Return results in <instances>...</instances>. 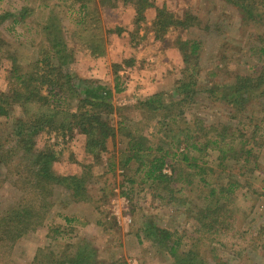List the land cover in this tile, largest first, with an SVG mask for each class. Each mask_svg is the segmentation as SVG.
<instances>
[{"label":"trees","instance_id":"16d2710c","mask_svg":"<svg viewBox=\"0 0 264 264\" xmlns=\"http://www.w3.org/2000/svg\"><path fill=\"white\" fill-rule=\"evenodd\" d=\"M220 1L224 8L234 9L231 14L223 13L231 23L225 24L220 15L215 18L211 12V17H200L190 10L176 15L166 8H156L149 30L161 40L169 31L176 34L172 43L182 53L184 66L169 98H162L165 93H155L138 99V120L121 114L113 122V94L124 90L120 76L123 62L113 64V92L98 82L79 80L70 68L76 51L69 47L59 19L47 18L37 28L39 40L34 42L35 50L25 65L0 31V65L4 59L11 63L6 70L7 88L0 91V118L6 120L0 123V188L8 183L24 193L13 205L0 210V264L12 262L10 256L19 239L43 227L56 188L65 187L75 202H93L88 190L90 173L83 169L79 174L57 175L53 171L52 164L63 153L51 140L64 139L75 131L85 136V151L99 165L104 163L107 140L124 138L120 167L128 188L144 186V190L158 193L152 195L159 199L169 194L168 204L184 207L189 232L160 228L143 214L138 237L144 232L153 248L168 252L172 264H229L216 255L219 239L234 226L238 193L247 187L257 194L252 177L262 169L264 159L260 150L264 149V0ZM90 2L69 0L67 13L78 14L76 33L86 56L99 57L105 53L102 22ZM132 4L136 29L131 35L136 38L145 10L154 5L152 0ZM29 10H5L0 13V26L9 19L13 25L22 23ZM252 23L258 25L257 31H249ZM195 28L211 39L209 43H220L219 52L214 53L219 56L218 64L205 75L200 52L207 40L197 35L181 37L182 32ZM116 31L121 29L117 27ZM134 61L124 60L127 66H133ZM200 97L211 100L218 115L226 113L236 123H224L218 117L207 123L199 117L188 120L186 109ZM152 120L164 130L156 142L148 133ZM40 136H45V143L38 147ZM107 163L112 170L115 158H107ZM166 166L171 167L170 175L163 172ZM193 178L201 184L195 199L178 197L183 189L177 185L193 187ZM263 234L261 229L250 237L246 246L237 250L236 259L257 264L264 252V243L259 245ZM94 250L89 241L72 242L57 252L39 248L28 264H101Z\"/></svg>","mask_w":264,"mask_h":264},{"label":"rangeland","instance_id":"374dc122","mask_svg":"<svg viewBox=\"0 0 264 264\" xmlns=\"http://www.w3.org/2000/svg\"><path fill=\"white\" fill-rule=\"evenodd\" d=\"M135 1L91 0L90 7L98 13L102 22L105 53L99 57L89 54L86 56L81 49V42L76 33L78 14L67 13L69 0H0V13L5 10L19 13L23 7L31 9L22 23L13 25L9 19L0 26V31L11 43L10 50L19 52L22 64L25 65L30 61L35 50L34 42L39 40L37 28L39 29L47 18H52V21L54 18L59 19L65 29L63 33L69 47L76 51V60L71 63L70 68L79 80L98 82L112 89L113 92L115 87L113 64L123 62L120 76L121 88L124 90L113 94L112 102L115 107L113 122L116 123L122 117L121 114L138 120L139 112L135 109L138 99L155 93H165L162 98L167 96L169 98L172 86L181 76L184 66L182 53L172 43L176 34L170 35L169 31L164 40H161L156 39L155 33L149 30L156 17V8H166L176 15H182L190 10L200 17H211L209 16L211 12L215 18L220 15L221 21H225V24L231 23V18L223 13L231 14L234 9L231 6L224 8L220 0H152L154 6L145 10V20L139 25L138 36L132 38L131 34L136 29L134 25L136 9L132 4ZM249 26L251 32L258 30L256 23ZM117 27L121 31L114 32ZM193 35L207 40V46L205 45L206 47L200 52V62L204 71L202 75H205L218 64L219 56L214 53L216 50L219 52L220 43L218 46L213 41L209 43L211 39L196 28L182 32L181 37L190 39ZM227 54L231 57L230 51H227ZM129 59L135 60L133 66H127L124 62ZM10 65L8 59H4L3 64L0 65V91H5L7 88L6 70ZM221 75L224 77L223 73ZM218 77L222 79L221 76ZM213 80L218 81L217 78ZM197 102L186 109L188 120L199 117L207 123L218 117L224 123H236V120L227 117L226 113L218 115V108L214 107L211 100L205 101L200 97ZM5 121V118H0V123ZM151 125L152 127H148V133L154 136V139L151 138L156 142L163 137L164 130L155 120L151 121ZM51 141L57 142L56 150L63 153L52 164L53 171L57 175L79 174L83 169L90 173L92 180L88 190L93 202H75L65 187L56 188L50 199L53 206L47 214L43 227L15 243L10 256L12 262L8 264H28L33 261L39 248L47 252L54 249L57 252L66 249L72 242L80 241H89L93 244L97 255L96 261L101 264H172L167 251L157 246L153 248L144 232L140 233L139 237L137 234L144 221L143 214L160 228L189 232L191 226L186 223L184 207L175 203L168 204L169 194H162L165 198L159 199L153 197L155 191L147 188L144 190V186L135 184L133 189L128 188L130 186L125 181L124 171L120 167V152L125 148L126 140L119 136L107 140L108 150L104 154L102 165L93 162L87 155L85 136L77 131L64 139ZM44 143L45 136H40L38 147L43 146ZM260 150L264 155V149ZM111 156L116 162L112 170L107 166V158ZM89 164H91L90 169L86 167ZM261 167L262 169L255 172V176L252 177L257 194L249 192L247 187L238 193L234 226L227 235L219 239L221 244L216 255L229 264H249L243 259H236L237 250L246 246L250 237L258 230L264 231V159ZM164 171L170 175L171 167L166 166ZM2 174L3 172L0 176ZM218 174L217 171L214 176ZM193 181L196 183L193 187L179 183L177 187L183 190L177 193V196L193 199L201 185H198L194 178ZM22 197L24 193L21 190L6 183L0 188V210L13 205ZM259 243V245L264 243V234ZM261 255L257 264H264V252ZM208 257H211L210 254Z\"/></svg>","mask_w":264,"mask_h":264},{"label":"built area","instance_id":"2783aa9c","mask_svg":"<svg viewBox=\"0 0 264 264\" xmlns=\"http://www.w3.org/2000/svg\"><path fill=\"white\" fill-rule=\"evenodd\" d=\"M165 172V171H164ZM130 222V219L128 220Z\"/></svg>","mask_w":264,"mask_h":264}]
</instances>
